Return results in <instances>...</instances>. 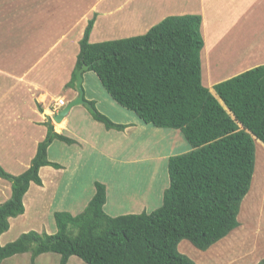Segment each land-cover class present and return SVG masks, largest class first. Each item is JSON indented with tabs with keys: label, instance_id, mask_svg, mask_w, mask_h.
Returning a JSON list of instances; mask_svg holds the SVG:
<instances>
[{
	"label": "trees",
	"instance_id": "obj_1",
	"mask_svg": "<svg viewBox=\"0 0 264 264\" xmlns=\"http://www.w3.org/2000/svg\"><path fill=\"white\" fill-rule=\"evenodd\" d=\"M95 22L96 16L80 41L68 87L76 88L78 72L90 66L118 105L145 124L181 131L191 150L169 158V186L155 211L111 216L105 211L107 186L96 182L84 211L54 214L56 233L30 231L3 246L1 237L10 230L11 219L26 212L31 184L43 185L41 168L62 167L50 161L51 145L75 143L57 133L47 118V136L27 171L15 176L0 164V177L12 182L11 198L0 205V264L26 253L33 262L59 254V264H68L73 256L86 264H197L180 252L182 241L208 251L240 227L241 205L255 171L256 141L264 143V65L215 84L214 93L203 83L202 15L168 16L143 35L99 43L90 41ZM90 103L94 118L108 130L126 129ZM260 184L264 193V173Z\"/></svg>",
	"mask_w": 264,
	"mask_h": 264
},
{
	"label": "crops",
	"instance_id": "obj_2",
	"mask_svg": "<svg viewBox=\"0 0 264 264\" xmlns=\"http://www.w3.org/2000/svg\"><path fill=\"white\" fill-rule=\"evenodd\" d=\"M187 1L188 0H98L91 8L83 9L81 12L84 11V13L77 15L76 18L71 21L69 27L64 30V34L60 39L55 41L48 50L46 48V50L36 56V59L30 63L31 67L29 69H6L0 66V101H4L9 105H14L11 112L9 111L5 116L6 119L24 118L23 115L25 116V114L20 107H18L22 102L28 103L31 106L32 104L35 105L36 110L34 109L33 114L36 115V117H33V114L27 115V117H32L30 120L31 124L33 128H36L40 137L37 138L36 136L28 147L29 159L26 165L27 168H29L32 159L36 155L39 143L47 136L48 129L43 123L47 118H51L52 120V116L55 115L53 113L54 110H56L57 101L62 98L66 101L67 105L78 96L76 88L68 87V84L71 82L76 68L78 55L80 53V41L90 21V15L96 16V22L90 41L92 43H99L143 35L154 25L172 15L200 14L203 16L204 24L206 20L205 12H207L205 7L208 6L210 1L216 3L215 0H196L191 4H188ZM196 2L200 4H195ZM169 4H171V9L168 11L167 8ZM225 4H230V8H235L238 14L237 16L241 19L243 18L244 22H247L249 18H254L255 20L253 23H255V25L258 26V23L264 24V0H226ZM218 8L223 10V8L217 5V9ZM214 9H216V7H214ZM198 10L200 11L198 12ZM78 25H80V28H78ZM257 30L259 31V28H257ZM260 36L264 37L261 28ZM204 40L206 46V38H204ZM25 42L26 41L23 43ZM52 52H55V55L52 56ZM209 63L210 58L207 55H203L202 51V72L204 71V64L209 66ZM37 64L39 65L36 69H32ZM40 64L44 65L39 67ZM261 64L264 65V59L261 61ZM45 67L47 71L44 69ZM30 71L34 72V75L30 74ZM241 73H237L234 76ZM229 77H226V79L232 78ZM1 78L3 80H1ZM212 78V74L209 73L207 87L211 90H213L212 87L215 84L224 81L223 78H213V80ZM203 83L205 85L204 72ZM84 88L85 99L88 102H94L96 108L99 107V110H97L102 114H106V111L101 107L102 104L111 106L120 116L117 119L111 120L116 124L125 125L126 129L123 131L115 129L108 130L103 123L94 118L92 112L89 111L86 106L78 108L77 112L79 110L80 112H76L71 118L67 117L63 122L59 123V126L62 123L64 124L62 128L60 127V130H56L57 133L64 134L75 140V143L70 145L56 141L51 145L49 149V159L52 162L60 164L62 167L61 169H56L52 166L41 168L40 176L43 185L32 187L36 184H31L30 190L26 194L28 199L25 196L26 205L31 206L32 210L36 208L38 210L44 208L50 210V206L54 207L58 197H60L59 203L61 204L57 212L67 211L73 215H77L85 210L93 198L96 190V182H101L107 186L108 195L105 211L109 215L115 217L155 211L161 207L164 191L169 186L167 169L164 187H156L157 162L161 160L167 167L171 152L167 149L163 154H156V152L154 153L151 149H148L150 137L141 138L143 141L140 144H131L128 142V139L139 132L141 134L167 133L173 134L171 136L172 140L169 141V144L174 147L173 152L180 149L183 150L182 153H186L191 150L190 146L185 143L186 141L181 131L168 129L170 132H161L163 130L160 128L142 122L140 118L132 114L133 112H126L129 110H123L124 108L111 98L103 86L102 92H98L97 94L100 98L99 100H97L96 95H94L96 94L95 92L88 91L87 94V87L84 86ZM89 93H91V95H89ZM38 105H41L42 112L38 109ZM15 109L18 112L14 111ZM52 122L54 121L52 120ZM54 152L57 153V155L53 156ZM153 158H155V160ZM104 159H106L107 162H105ZM152 160L154 163H152ZM114 162L125 164V169L131 168L133 176L137 174L134 188H131V185H122L123 187L121 189L123 193L121 195L117 194V196L113 195L111 188L113 181L116 179L113 173L115 166ZM145 163H151L152 165L148 182H146L147 180L143 181L142 176L143 170L141 169V165ZM138 166L140 167L139 170L136 169ZM119 172V169H115V173ZM151 187L152 189H150ZM33 188L35 193L31 196L30 193ZM142 188L144 189L142 190ZM75 190H79L81 196L77 198L74 197V199L71 200V204H68V197L73 196ZM60 191L62 192L61 194ZM37 202H41V206H39ZM46 202L49 206H45ZM26 213L27 210L25 214ZM240 215L241 219L246 220L244 217V210L242 214L240 210ZM247 225L248 222L233 234L236 235L244 231ZM256 227H254V232L259 238L261 233L262 235L264 234V232H260V215ZM47 255L48 254L41 255L34 262L32 257L29 261L27 258L20 259L17 255L5 260L2 264H38L42 257H47ZM74 257L75 256L70 258L68 264L71 263Z\"/></svg>",
	"mask_w": 264,
	"mask_h": 264
},
{
	"label": "rangeland",
	"instance_id": "obj_3",
	"mask_svg": "<svg viewBox=\"0 0 264 264\" xmlns=\"http://www.w3.org/2000/svg\"><path fill=\"white\" fill-rule=\"evenodd\" d=\"M97 1L0 0V66L6 69H29L31 67L30 63L36 59V56L46 50V48L48 50L55 41H58L64 34V30L69 27L71 21L77 15L84 13V11L81 12L83 9L91 8ZM195 1L188 0L187 3L191 4ZM225 1L215 0L216 3L210 1L208 6L205 7L207 12H205L206 20L203 24L202 35L206 38V46L203 50V55H207L210 58L209 66L204 64L203 71L206 87L208 86L209 73L212 74L214 79L223 78L225 81L228 79L226 77H232L237 73H243V71L245 72L253 67L263 65L261 61L264 59V37L260 36V28L264 33V24L258 23V26L255 25L253 23L254 18H249L247 22H244L243 18L241 19L237 16L236 9L230 8V4L226 5ZM197 3L200 4L199 2L195 4ZM217 5L223 8V10L217 9ZM170 9L171 4H169L167 10L169 11ZM94 17L95 15L91 14L89 20ZM78 28H80V25H78ZM257 28H259V31ZM24 41L26 42L23 43ZM53 55H55V52H52ZM44 64H40L39 67ZM38 65L32 69L35 70ZM44 69L47 71L46 67ZM30 74L34 75V72L30 71ZM1 80L3 79L1 78ZM84 86L87 87V94L88 91L95 92L96 94L94 95H96L97 100L100 99L97 94L98 92H102L103 88L98 75L94 71L87 70L84 72L83 88ZM212 91L214 92V90ZM84 106H75L67 117L71 118L78 108H83ZM12 107H14L13 104L9 105L4 101H0V164L8 173L17 176L30 168L31 163L29 168L26 166L29 159L28 147L34 138L36 136L39 138L40 135H38L36 128H33L31 124L30 120L32 117H27V115L33 114L35 105L32 104L31 106L25 102L20 103L18 107L25 114V116L23 115L24 118L7 120L5 116L9 111L11 112ZM15 107L18 108L17 106ZM101 107L106 111L104 115L110 119L120 117L118 112L111 106L102 104ZM87 108L89 111L92 109ZM38 109L42 112L41 105H38ZM97 109L99 110V107ZM123 110L126 111L127 109L124 108ZM14 111L17 110L15 109ZM79 112L80 110L77 113ZM32 116L36 117L34 114ZM53 123L56 131L58 124L56 122ZM63 124L60 125L61 128ZM161 130H163L161 132H170L168 129ZM172 135L167 133L141 134L139 132L129 138L128 142L140 144L143 141L141 138L150 137L148 149H151L154 153L156 152V154H163L165 150L169 149L171 156H176L181 154L183 150L177 149L176 152H173L174 147L169 144V141L172 140ZM55 155L57 153L54 152L53 156ZM153 159L155 160V158ZM104 161L107 162L106 159ZM152 163H154L153 160ZM114 165L113 173L116 179L113 181L111 188L113 195L117 196V194L121 195L123 193L121 189L123 186L131 185V188H134L137 174L133 176L131 168L125 169V164L114 162ZM151 167V163L141 165L143 181H149ZM115 169H119L120 172L115 173ZM136 169L139 170L140 167L138 166ZM166 173L167 167L159 160L157 162L156 187H164ZM262 173H264V143L258 140L256 141V165L251 189L241 206V214L244 210L246 220L241 219L240 215V227L231 234L237 232L248 222L246 229L236 235H229L228 239L220 241L209 251H201L188 240H184L179 245L180 252L193 259L197 264H259L264 259V234L262 235L261 233L258 238L254 232V227H256L260 215V232H264V193L263 186L260 184ZM256 174L257 177L255 179ZM32 187H38V185H33ZM33 193H35L34 188L30 195L32 196ZM11 196L12 182L0 177V205L7 202ZM80 196L81 192L75 190L73 196L68 197V204H71V200L74 197ZM26 197L28 199L27 195ZM26 197L24 203L27 213L18 218L11 219L10 230L1 237V244L3 246L17 240L22 234L30 231L47 232L49 234L57 232L54 214L60 209V197H58L54 207L50 206V210L48 208L41 210L36 208L32 210L31 206L26 205ZM37 204L41 206L42 203L37 202ZM45 206H49V204L46 202ZM18 256L20 259L27 258L29 261L32 257L31 253L20 254ZM60 258L59 254L49 253L47 257H42L38 264H59ZM70 264L86 263L79 257H74Z\"/></svg>",
	"mask_w": 264,
	"mask_h": 264
},
{
	"label": "water",
	"instance_id": "obj_4",
	"mask_svg": "<svg viewBox=\"0 0 264 264\" xmlns=\"http://www.w3.org/2000/svg\"><path fill=\"white\" fill-rule=\"evenodd\" d=\"M89 69L90 66L84 65L78 72V80L76 81V90L78 92V96L74 100L70 101L64 108H62L58 114L52 116V120L57 124L63 122L75 106L85 105L89 108H92L90 102L85 99V91L83 88L84 72Z\"/></svg>",
	"mask_w": 264,
	"mask_h": 264
},
{
	"label": "built area",
	"instance_id": "obj_5",
	"mask_svg": "<svg viewBox=\"0 0 264 264\" xmlns=\"http://www.w3.org/2000/svg\"><path fill=\"white\" fill-rule=\"evenodd\" d=\"M65 106H66V101L62 98L59 99L56 103V110H54L53 114H58L60 112V110L58 109L64 108Z\"/></svg>",
	"mask_w": 264,
	"mask_h": 264
}]
</instances>
